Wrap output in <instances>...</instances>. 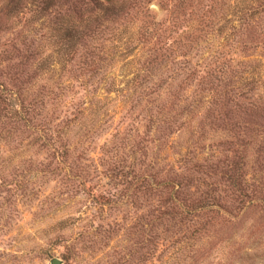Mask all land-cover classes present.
I'll return each mask as SVG.
<instances>
[{"label": "rangeland", "instance_id": "374dc122", "mask_svg": "<svg viewBox=\"0 0 264 264\" xmlns=\"http://www.w3.org/2000/svg\"><path fill=\"white\" fill-rule=\"evenodd\" d=\"M15 1L0 0V84L27 103L28 128L9 131L0 108V264H264V128L252 134L238 100L204 132L219 106L191 118L203 84L176 67L188 35L202 38V57L222 49L264 72V0H115L110 16L84 14L69 62L46 26L88 0L49 10ZM155 42L171 51L138 70ZM50 148L64 152L60 163ZM182 206L193 215L165 216Z\"/></svg>", "mask_w": 264, "mask_h": 264}, {"label": "trees", "instance_id": "16d2710c", "mask_svg": "<svg viewBox=\"0 0 264 264\" xmlns=\"http://www.w3.org/2000/svg\"><path fill=\"white\" fill-rule=\"evenodd\" d=\"M44 1L46 0H39L38 2L39 5L36 6L38 10H47V9L49 10L50 8H52V6H54L55 9L60 8V5L57 3V0H48L49 1L48 3ZM252 1L254 2L255 0ZM103 3H105V6H103ZM115 4H116L115 0H104V2L98 0H88L87 3L76 1V4L74 3L68 5L61 12L60 10L58 11V9H56L57 11L56 14L54 15V21H52L49 27L48 26L46 27L52 31L56 30L57 36L59 35L60 40H62L65 43V45L68 44L66 46V50H68V52L69 49L73 48V46L76 43L78 46L77 48H73L70 51V53L68 52L63 53L64 51L61 49L60 53L59 54L56 53V55L57 56L60 55V59H63V56L68 55V58L67 59L65 58L64 60L69 62L74 56V54L80 53L82 50L80 49L79 42L86 34H80V35L78 34V29H79L78 25H80L83 21L84 23H88V21L90 20L89 16H92L95 21H98L99 18L101 17L108 16L109 12L107 10H109V7H112ZM18 5H19L18 1L14 2V0H7V2L5 3V6L7 8L13 10L18 9ZM52 12L54 13L53 9ZM260 12H261L260 8L254 9L253 14L258 15ZM84 14H90V15L85 18ZM253 14L252 15L247 14L246 18H250L248 20L254 23V20H252L253 18L252 16H254ZM73 15H75L78 18V20L72 21L71 19ZM66 20L69 21L68 26H64ZM238 22L241 23L240 26H244L245 24L244 21H238ZM249 24L250 23H246V26L249 27ZM263 36L264 34H262L261 38H263ZM179 37H181V40L184 41L180 43L178 46L180 48L185 46L187 47L186 50L187 53L183 54V56H188V60L184 62L186 63V65L183 66L178 65L176 67H178L179 71H181L182 69L185 74L191 77V80H193L194 81L193 83H195V87L197 83L201 85L203 84V86L198 91L195 92V94H198V98L194 97L195 95H191L190 104L188 105L189 109L186 110L188 111L187 113H191L190 117L195 118L202 113V110L205 111L209 103L219 106L218 107L219 109L217 111V116L204 129V132H206V130L211 131L210 128L214 130L217 129L219 127L217 122L223 123L224 120L229 121L230 117L228 116V113L230 112V110L227 109L228 108L227 105L236 107L235 105L242 103L239 102L241 100H244L243 102L244 104H246L244 106L245 107L244 109L249 117V125L252 134H255L256 131H258L260 128H264V125L259 123L258 121L259 119L264 118V72L261 69L257 71L254 70L253 66L256 61L251 60L250 62L247 60L248 57H245L246 55H241L238 53L237 55H234V53L228 51H222V49L212 52H207L206 56L202 57L199 51H197L198 44L202 42L201 37L200 39L198 37L195 36L191 37L188 35L187 36L179 35ZM258 42L259 44L257 45L258 46L260 45V47L264 48V40H260ZM170 44H172V41L170 42ZM148 46L150 50L149 52L145 50V54L141 56L143 57V60L141 61V64L138 66V70H142V68H144L145 70L149 71L148 70L149 65L155 64L156 60L161 62L164 58H166L164 53L169 50L171 51V46L170 48L169 47L167 48L166 46H169V44L165 42H162L161 46L158 45L156 42ZM191 51H197V52L194 53ZM192 56H195V61L193 62L190 60ZM82 58L83 61L81 63L85 64L86 63L85 57L82 56ZM241 60L243 61L242 64H241ZM137 75H135V79ZM165 93L168 94V91L165 90L163 94ZM19 95L20 93L17 94V96ZM17 96H16V89H14V87L6 88L0 84V106H1L0 108L2 111L5 110L4 117L10 119V122L12 123V124L10 123V126L8 128L9 131L13 129V125H15L14 123L16 122L21 123L24 127L26 126L28 128L27 126L28 118L26 117V115L28 114V110L26 109L27 103H23L20 100V98H17ZM234 99L235 101L239 100L238 103H234L233 102ZM204 103H206V105L203 107ZM81 110H84V108L82 107ZM202 129L203 126L200 127V130ZM8 134L9 132H7V135ZM34 135L45 143L44 137H42L43 135L41 133L35 132ZM50 149L54 152L55 155L54 158L56 159V161L60 163L61 162L60 159H62L64 152L55 150L53 148ZM138 179L140 181H146V183H150V184H153L154 181L152 178H150L149 180V178H147L145 175L141 176V174L140 176H138ZM165 183L166 182H164V184ZM1 184L2 182L0 181V185ZM174 187L175 185L170 187V189L173 190ZM176 190L177 189H174L173 193L176 192ZM168 198L172 202H176L177 199L176 196H174V194L172 193H169ZM190 210L192 211V209L182 206L181 207L182 212L181 211L178 213L169 212V214L168 215L166 214L165 216L170 217L172 215L170 217L171 220L175 215L178 216H181V214L189 215V213H192L191 215H193V212H191ZM203 214L205 213L203 212ZM152 218L157 219V215L155 214Z\"/></svg>", "mask_w": 264, "mask_h": 264}, {"label": "water", "instance_id": "95a60500", "mask_svg": "<svg viewBox=\"0 0 264 264\" xmlns=\"http://www.w3.org/2000/svg\"><path fill=\"white\" fill-rule=\"evenodd\" d=\"M50 264H61V261L58 258H52L49 261Z\"/></svg>", "mask_w": 264, "mask_h": 264}]
</instances>
